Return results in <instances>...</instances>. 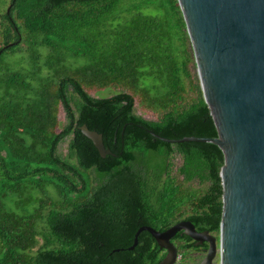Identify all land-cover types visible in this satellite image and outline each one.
I'll return each instance as SVG.
<instances>
[{"label": "trees", "instance_id": "1", "mask_svg": "<svg viewBox=\"0 0 264 264\" xmlns=\"http://www.w3.org/2000/svg\"><path fill=\"white\" fill-rule=\"evenodd\" d=\"M193 69L177 0H0V264H157L147 231L130 250L137 230L183 220L218 236L220 148L148 132L218 137ZM181 233L180 264H195L207 243Z\"/></svg>", "mask_w": 264, "mask_h": 264}, {"label": "water", "instance_id": "2", "mask_svg": "<svg viewBox=\"0 0 264 264\" xmlns=\"http://www.w3.org/2000/svg\"><path fill=\"white\" fill-rule=\"evenodd\" d=\"M190 39L204 102L213 117L218 137L167 139L166 143L208 142L220 148L224 164L222 217L218 236L197 231L183 220L160 232L147 231L164 258L174 264L178 255L171 239L179 232L207 243L198 264H264V0H177ZM101 158L114 156L102 135L83 125Z\"/></svg>", "mask_w": 264, "mask_h": 264}, {"label": "rangeland", "instance_id": "3", "mask_svg": "<svg viewBox=\"0 0 264 264\" xmlns=\"http://www.w3.org/2000/svg\"><path fill=\"white\" fill-rule=\"evenodd\" d=\"M193 72L196 73V70L193 69ZM91 95L94 96L93 91L91 92ZM135 113H136V115L142 116L144 119H147V120H153L156 118V115H154L153 113H151V112L143 109L141 106H139V101H137V100H136V104H135ZM58 120L62 124L65 122V113H64L62 107H60V109H59ZM69 139L70 138H66V140L60 145V153L63 156H65L67 154V145H68ZM167 163H168V167H169L168 170H169L170 175L171 176H177V169L181 165L180 156L175 154ZM179 179H181V178H179Z\"/></svg>", "mask_w": 264, "mask_h": 264}, {"label": "flooded vegetation", "instance_id": "4", "mask_svg": "<svg viewBox=\"0 0 264 264\" xmlns=\"http://www.w3.org/2000/svg\"><path fill=\"white\" fill-rule=\"evenodd\" d=\"M205 243V242H204ZM203 243V244H204ZM202 244V245H203ZM200 246V245H199ZM196 255V256H195ZM205 255V252H202V253H195L193 254V260L196 262L195 264H198L204 257Z\"/></svg>", "mask_w": 264, "mask_h": 264}, {"label": "built area", "instance_id": "5", "mask_svg": "<svg viewBox=\"0 0 264 264\" xmlns=\"http://www.w3.org/2000/svg\"><path fill=\"white\" fill-rule=\"evenodd\" d=\"M181 261H182V257H181V255H180V254H178V255H177V258H176V261H175V263H174V264H180V263H181Z\"/></svg>", "mask_w": 264, "mask_h": 264}]
</instances>
